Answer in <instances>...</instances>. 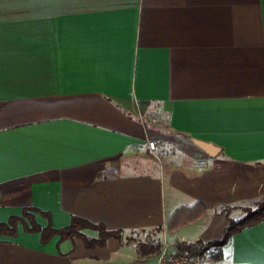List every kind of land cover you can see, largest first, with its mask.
Instances as JSON below:
<instances>
[{
    "label": "crops",
    "instance_id": "1",
    "mask_svg": "<svg viewBox=\"0 0 264 264\" xmlns=\"http://www.w3.org/2000/svg\"><path fill=\"white\" fill-rule=\"evenodd\" d=\"M263 196L264 0H0V224L34 208L135 240L42 243L18 223L0 264H136L155 228L168 249L220 240L214 212L240 221ZM196 203L197 235L167 234ZM215 264H264V220Z\"/></svg>",
    "mask_w": 264,
    "mask_h": 264
},
{
    "label": "trees",
    "instance_id": "2",
    "mask_svg": "<svg viewBox=\"0 0 264 264\" xmlns=\"http://www.w3.org/2000/svg\"><path fill=\"white\" fill-rule=\"evenodd\" d=\"M229 211L228 208H222L214 212L222 215L224 214L229 221L228 226L223 230V235L220 240L207 243L201 240L192 243L177 241L174 245V252L177 255L201 256L213 249L215 250L214 259L216 261L221 260L222 249L229 244L234 234L241 232L245 228L257 225L264 220V196L256 203L254 209L246 210L245 216L240 221L232 220ZM36 213H39L47 219L48 224L46 227L42 228L35 222L34 214ZM204 214V210L198 203L192 207L179 209L172 215L167 230H176L181 226L192 223ZM49 221L48 214L42 213L34 208H25L22 210L21 216H11L6 223L0 224V234L13 236L17 232L18 223H21L25 231L39 233L42 243H47L55 235H58L61 240L80 238L83 240L86 248L103 247L110 238L119 240L121 244L128 245L130 243H135V240L131 238H126L123 243L122 231H108L102 224H94L76 216L71 218L69 226L58 230L53 229ZM85 230L95 231L97 233V238H88L83 233ZM159 234L161 237V226L154 229L152 233V235L155 236L154 238H147L146 241L136 243L135 248L138 259H147L162 251L164 243L161 238L159 239L156 237L159 236Z\"/></svg>",
    "mask_w": 264,
    "mask_h": 264
},
{
    "label": "built area",
    "instance_id": "3",
    "mask_svg": "<svg viewBox=\"0 0 264 264\" xmlns=\"http://www.w3.org/2000/svg\"><path fill=\"white\" fill-rule=\"evenodd\" d=\"M148 147L151 152L155 151L157 143L154 141L148 142ZM206 161L198 162V166H206ZM162 251L150 258L139 260L136 264H215V250L211 249L201 256L177 255L174 251L165 246ZM152 259V261H149Z\"/></svg>",
    "mask_w": 264,
    "mask_h": 264
},
{
    "label": "rangeland",
    "instance_id": "4",
    "mask_svg": "<svg viewBox=\"0 0 264 264\" xmlns=\"http://www.w3.org/2000/svg\"><path fill=\"white\" fill-rule=\"evenodd\" d=\"M191 224H193V223H191ZM186 225H188V224H186ZM195 226L197 227V224L196 225L195 224L190 225V223H189V225L187 227L183 228L181 231H179V233L183 232L185 235H187L186 237L194 238L197 235V230L195 229L196 228ZM181 227H183V226H181ZM181 227H179L178 229H180ZM147 233L148 232L136 233V236H138L139 238H143V237L147 236ZM166 233L168 234V230H166ZM164 236H165V232L163 233V237ZM169 250L173 251L174 248L173 247L169 248ZM149 261H152V259H149Z\"/></svg>",
    "mask_w": 264,
    "mask_h": 264
},
{
    "label": "water",
    "instance_id": "5",
    "mask_svg": "<svg viewBox=\"0 0 264 264\" xmlns=\"http://www.w3.org/2000/svg\"><path fill=\"white\" fill-rule=\"evenodd\" d=\"M199 146H201V148H204V149H208V148H210L209 146H207V145H205V144H201V145H199Z\"/></svg>",
    "mask_w": 264,
    "mask_h": 264
}]
</instances>
